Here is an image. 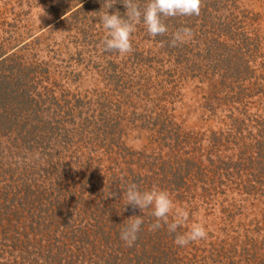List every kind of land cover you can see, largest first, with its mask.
Listing matches in <instances>:
<instances>
[{"label":"rangeland","instance_id":"rangeland-1","mask_svg":"<svg viewBox=\"0 0 264 264\" xmlns=\"http://www.w3.org/2000/svg\"><path fill=\"white\" fill-rule=\"evenodd\" d=\"M210 1L223 13L211 20H231L232 32L206 29L185 55L171 56L142 24L133 34V51L121 55L104 51L100 13L87 14V22L81 13L79 21L62 24L48 0H0V53L12 56L0 81L12 80V68L23 89L53 104L51 118L37 126L43 160L59 152L60 163L63 156L79 163L81 149L92 155L87 165L99 164L82 198L93 210L77 211L72 219L104 227L110 240H101L99 257L83 264H264V0ZM197 22L200 28L203 20ZM205 47L212 59L236 52L245 58L229 69L227 62L196 58ZM247 60L258 68L246 67ZM258 115L262 125L253 120ZM47 132H55L56 141L54 136L49 143ZM36 163L39 154L26 165ZM55 163L44 167L49 172ZM133 183L168 190L189 212L179 231L203 223L207 239L179 247L165 227L150 231L155 218L149 211L131 205L123 210V189ZM142 214L138 239L127 247L120 231L126 219ZM1 229L14 231L20 264V229ZM2 245L11 246V240Z\"/></svg>","mask_w":264,"mask_h":264},{"label":"trees","instance_id":"trees-1","mask_svg":"<svg viewBox=\"0 0 264 264\" xmlns=\"http://www.w3.org/2000/svg\"><path fill=\"white\" fill-rule=\"evenodd\" d=\"M48 1L47 4L55 10V15L63 16L62 24L79 21L78 16L81 13L84 16L81 17L82 21L87 22L85 20L88 18L87 14L100 13L102 15L107 11L109 4L113 5L109 9L110 14L116 10H119L121 14L127 11L124 4L121 3L122 0ZM138 2L143 6L147 0H138ZM211 4L210 0H201L199 16L166 18L165 23L168 25L169 31L165 35L156 36L157 41H155L160 43L171 56L178 53L185 55L191 42L198 40L197 37L206 29H209L207 32L212 34L214 27L225 26L232 32L231 20L226 19L225 21L224 18H221L217 20V23L216 20H211L214 16L223 17L221 10L213 8L215 5L210 6ZM216 10H220L219 13H213ZM207 16L208 18H206ZM198 19L203 20V24L200 25L201 29L198 26ZM181 27L191 28L193 36L185 43L173 45L172 35ZM200 49L202 50V48ZM203 50H206V53L202 56L196 53L195 57H203L202 61L212 63L227 62L229 69L234 64L238 68L239 58H245L244 55L239 56L242 53L238 55L236 52V55L217 54L218 58L212 59L211 49L205 47ZM11 58L12 56H4V53H0V69L6 60ZM248 60L245 64L247 63L255 69L258 68L254 60ZM11 70L8 69V74L11 73L13 81L9 76L3 77L4 79L0 81V214L4 215V217H0V227L20 229V231L17 230V240L21 245L19 254L23 259L25 258L19 262L20 264H74L73 261L76 258L73 257H78L77 261L80 264H83L82 261L92 263L93 258L99 257L97 246L101 244V240L108 243L109 234L107 236L104 234L106 231L104 227L79 226L77 221L72 219V215L80 210L82 213L93 210L90 205L83 203L82 198L91 191L89 183L93 179L92 173L98 170L99 164L92 161L87 165L88 158L92 155L81 149H79V155L83 159L79 163L77 162L78 158L75 159L77 163H72L64 160V156L60 163L61 153L59 152L56 157L43 160L45 157H42L41 154L44 148L40 149L42 148L40 147L41 143L37 141V126L39 122H46L47 116L51 118L49 112L53 104L41 98V93L31 94L30 90L23 89L17 81V72L12 68ZM52 114L59 115L55 109ZM115 120L118 121L116 124L120 126L121 119L115 118ZM253 120L258 125H262L260 115ZM262 129L264 130V128ZM44 136L50 143L54 136L56 141L58 135L55 132H47ZM101 136L106 135L104 133ZM51 149L48 151L50 152ZM19 154H21L20 157ZM33 154H39L41 163L32 164L29 167L26 163ZM54 158H56V165L51 166V170L48 172L44 166H47L48 162ZM14 177H17L16 185H14ZM68 208L71 209L69 213L67 212ZM13 236L14 231L0 230V264L18 263L20 257H17V250L14 248ZM6 238L11 240V246L2 245ZM83 239L87 241H83ZM80 240L83 243L76 245V241ZM11 257H13V261H5Z\"/></svg>","mask_w":264,"mask_h":264},{"label":"clouds","instance_id":"clouds-1","mask_svg":"<svg viewBox=\"0 0 264 264\" xmlns=\"http://www.w3.org/2000/svg\"><path fill=\"white\" fill-rule=\"evenodd\" d=\"M127 9L124 14L119 10L109 13L113 7L108 5L107 11L99 17V22L106 30L103 39L104 51H115L121 55L133 51L132 37L139 25H143L150 37L162 36L168 33L166 18L178 16H199L201 0H147L143 6L138 0H122ZM193 36L189 27L178 28L172 35V44L185 43ZM124 208L131 205L143 214L147 210L154 221L149 225L150 231L165 227L169 233L175 234L174 243L179 247H186L192 243L207 239L208 231L203 223H192L186 231L183 228L188 219L186 208L176 205L171 193L157 185L149 189H140L135 183L123 189ZM132 216L120 231V240L127 247H132L138 239V234L144 224V215Z\"/></svg>","mask_w":264,"mask_h":264}]
</instances>
